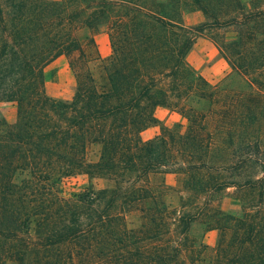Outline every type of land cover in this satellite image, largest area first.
<instances>
[{
	"label": "trees",
	"instance_id": "1",
	"mask_svg": "<svg viewBox=\"0 0 264 264\" xmlns=\"http://www.w3.org/2000/svg\"><path fill=\"white\" fill-rule=\"evenodd\" d=\"M103 27L93 58L78 33ZM204 33L230 68L217 84L188 61ZM61 57L70 100L46 92ZM0 102L17 108L0 117V264H264V0H0ZM159 107L186 124L145 140ZM155 175L180 177L179 207ZM84 176L110 185L68 186ZM229 190L236 210L213 198Z\"/></svg>",
	"mask_w": 264,
	"mask_h": 264
},
{
	"label": "rangeland",
	"instance_id": "2",
	"mask_svg": "<svg viewBox=\"0 0 264 264\" xmlns=\"http://www.w3.org/2000/svg\"><path fill=\"white\" fill-rule=\"evenodd\" d=\"M203 21V15L200 12H188L184 15V23L188 26H195ZM107 32L105 28H101L97 32H89L87 29L82 30L78 33L79 38L84 43L87 52L93 58L96 54H99L103 58H107L111 53L110 44L109 54L102 52V37ZM93 37L95 40V46H91L88 38ZM109 41V38H107ZM99 40V42H98ZM188 61L195 69L207 78L211 83L217 84L223 78L230 73V68L227 62L222 58L219 51L217 50L211 35L209 33L197 34L195 43L188 54ZM70 59L67 57H61L45 69L46 78V92L49 96L57 99L70 100L76 91V78L70 67ZM92 67L96 69V79L99 84H102V75L100 71V63L92 62ZM230 84L235 86H245L244 81L232 76ZM17 108L14 103L0 102V117L5 118L8 122H13L16 118ZM155 115L159 122L155 125H151L144 133L143 139H153L159 134L162 126L176 127L178 124H186L184 116L177 112H173L167 108L159 107L155 111ZM99 155V147L93 146L89 151V159L92 161L97 160ZM164 182L166 186V197L167 204L171 207H179L182 201V197H188L185 193L182 194L180 189V177L175 175L169 176H152V183L159 185ZM91 183L96 189L108 187L110 183L103 179H89L87 177H79L69 183V187L74 191H80L87 187ZM233 190L214 195V199L220 201L226 209L236 210L240 207V203L236 202L232 194ZM135 219V217H131ZM205 225L202 222L194 223L192 227V233L197 236H201L204 232ZM218 234L215 231L209 232L206 235V242L210 245H214L217 240Z\"/></svg>",
	"mask_w": 264,
	"mask_h": 264
},
{
	"label": "crops",
	"instance_id": "3",
	"mask_svg": "<svg viewBox=\"0 0 264 264\" xmlns=\"http://www.w3.org/2000/svg\"><path fill=\"white\" fill-rule=\"evenodd\" d=\"M108 35L106 36V35H104L103 37H102V44H103V46H102V52H104L105 54H109V47H108V45H107V43H109V41H108ZM98 42H99V40H98Z\"/></svg>",
	"mask_w": 264,
	"mask_h": 264
}]
</instances>
